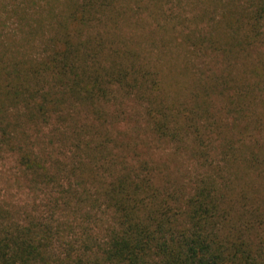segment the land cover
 I'll list each match as a JSON object with an SVG mask.
<instances>
[{
    "label": "trees",
    "instance_id": "1",
    "mask_svg": "<svg viewBox=\"0 0 264 264\" xmlns=\"http://www.w3.org/2000/svg\"><path fill=\"white\" fill-rule=\"evenodd\" d=\"M171 2L188 10L173 15L170 0H58L41 55L0 66V153L45 192L51 214L20 218L0 203V264H264V0ZM166 36L193 57L228 62L193 73L179 96L158 65ZM196 62L183 63L197 71ZM214 94L232 121L211 110ZM126 100L140 108L134 132L208 165L189 192L163 172L167 163L139 156L137 136L120 126L136 113ZM58 208L70 219H53Z\"/></svg>",
    "mask_w": 264,
    "mask_h": 264
},
{
    "label": "rangeland",
    "instance_id": "2",
    "mask_svg": "<svg viewBox=\"0 0 264 264\" xmlns=\"http://www.w3.org/2000/svg\"><path fill=\"white\" fill-rule=\"evenodd\" d=\"M171 1L166 6L174 9L173 15L177 13L183 14V11L188 10L187 7H183L182 9L175 7V4H172ZM58 8V0H0V66L9 65L8 62L13 58L24 59L25 57L34 55L40 56L42 45L49 32L48 21L54 18ZM33 27L36 29L32 30L31 28ZM177 27L180 28L179 25ZM156 34L158 35L159 32ZM166 40L167 48L164 50L165 53L163 51L164 57H161L165 61L158 62V65L166 76L168 89L179 96L187 95L191 90L190 76L193 73L195 75L199 73L206 75V73L210 72V69L221 70L224 63L228 62L229 59L222 56L210 57L206 53L203 54L205 57H197V55L193 57L188 51V47L186 51L183 50L185 46L177 44L171 37L166 36ZM158 49L159 46L154 45L152 50L153 58L158 57V55L156 57V54H159ZM188 57L190 63L193 60H197L196 63L200 65L201 69L197 71L188 70L183 63ZM200 61H204L205 64L201 65ZM232 71L234 74L238 72L237 67L232 68ZM233 76L235 77V75ZM213 97L211 110L220 113L227 121H232L233 115L226 110L227 108L224 105L222 96L214 94ZM123 105L131 107L132 113L136 110V113L134 112L135 114H133L134 116L124 115L120 116L119 119H123L120 122V126L126 128L131 136H137L134 142H136L135 150L139 156L155 162L167 163V165L165 164L166 169L163 172H170L172 177L175 178V183L184 186V191L189 192L193 178L198 172L207 171L208 165H205L200 158L193 155L190 149L186 151L176 150L174 152V150L172 151L173 146L171 142H167L165 139L154 140L141 128H137L134 132L133 127L135 122L138 119L142 121L140 115H138L140 108L131 100H126ZM117 136L119 139H122V134ZM207 149H209L212 161H219L220 156L217 141L211 142ZM115 151L119 154L122 148L115 146ZM217 165H222V162ZM260 179L263 180L264 177L258 178L259 181ZM259 190L262 191L261 189ZM49 202L50 200L47 198L45 192H42L40 189L32 190L28 188L26 180L20 174L15 173L12 159L7 154L0 153V203L11 206L20 218L27 214L37 218H48L51 217L48 211L50 209ZM68 210H60L58 208L54 216L52 215L53 219L71 217L73 213ZM99 215L103 219V222H107L108 216L105 213H100ZM252 231L254 233V230Z\"/></svg>",
    "mask_w": 264,
    "mask_h": 264
}]
</instances>
